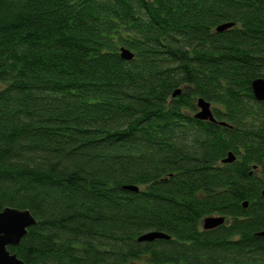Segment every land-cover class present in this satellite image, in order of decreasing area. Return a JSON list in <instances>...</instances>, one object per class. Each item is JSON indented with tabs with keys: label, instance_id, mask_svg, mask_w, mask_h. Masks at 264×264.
<instances>
[{
	"label": "trees",
	"instance_id": "obj_1",
	"mask_svg": "<svg viewBox=\"0 0 264 264\" xmlns=\"http://www.w3.org/2000/svg\"><path fill=\"white\" fill-rule=\"evenodd\" d=\"M256 79L264 0H0V211L36 221L8 250L24 264H264ZM198 99L215 122L194 117ZM209 216L224 223L204 230ZM152 231L170 239L137 242Z\"/></svg>",
	"mask_w": 264,
	"mask_h": 264
},
{
	"label": "water",
	"instance_id": "obj_2",
	"mask_svg": "<svg viewBox=\"0 0 264 264\" xmlns=\"http://www.w3.org/2000/svg\"><path fill=\"white\" fill-rule=\"evenodd\" d=\"M232 24H222L216 28V31L221 32L230 28ZM120 57L123 60L133 59V54L126 48L120 49ZM253 96L256 101L264 102V80L256 79L251 84ZM180 90H175L173 97L180 94ZM198 112L194 117L202 121L215 122L213 118L210 104L203 99L197 100ZM222 124V123H220ZM235 160L232 153H228L227 157L223 159V163H231ZM126 190L136 192L137 187L126 186ZM264 196V191L262 192ZM244 207L247 203L243 204ZM224 223L222 216H209L203 219L202 228L204 230L214 229ZM36 224L35 219L28 210H20L17 208H5L0 211V264H24L16 254L11 253L8 247H16L27 233V229ZM264 237V231L257 234ZM170 237L162 232L152 231L145 233L137 238V242H153L155 240H169ZM127 264H149V263H127Z\"/></svg>",
	"mask_w": 264,
	"mask_h": 264
},
{
	"label": "rangeland",
	"instance_id": "obj_3",
	"mask_svg": "<svg viewBox=\"0 0 264 264\" xmlns=\"http://www.w3.org/2000/svg\"><path fill=\"white\" fill-rule=\"evenodd\" d=\"M198 112V110L195 112V114Z\"/></svg>",
	"mask_w": 264,
	"mask_h": 264
}]
</instances>
